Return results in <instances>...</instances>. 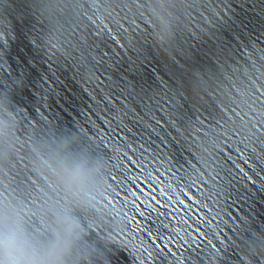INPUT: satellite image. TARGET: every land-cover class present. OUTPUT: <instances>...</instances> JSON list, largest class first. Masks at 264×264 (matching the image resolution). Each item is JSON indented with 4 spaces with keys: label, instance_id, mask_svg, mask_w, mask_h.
<instances>
[{
    "label": "water",
    "instance_id": "obj_1",
    "mask_svg": "<svg viewBox=\"0 0 264 264\" xmlns=\"http://www.w3.org/2000/svg\"><path fill=\"white\" fill-rule=\"evenodd\" d=\"M10 226L62 264H264V23L1 61Z\"/></svg>",
    "mask_w": 264,
    "mask_h": 264
},
{
    "label": "clouds",
    "instance_id": "obj_2",
    "mask_svg": "<svg viewBox=\"0 0 264 264\" xmlns=\"http://www.w3.org/2000/svg\"><path fill=\"white\" fill-rule=\"evenodd\" d=\"M86 175V170L77 165L68 172L69 183H79ZM65 231H71L72 223L68 218H62ZM62 236L55 234V239L43 251H37L26 238L19 226L0 229V255L4 256L0 264H62L60 249Z\"/></svg>",
    "mask_w": 264,
    "mask_h": 264
}]
</instances>
